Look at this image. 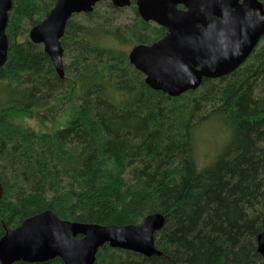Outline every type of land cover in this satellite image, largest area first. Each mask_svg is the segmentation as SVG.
Here are the masks:
<instances>
[{
	"label": "trees",
	"instance_id": "16d2710c",
	"mask_svg": "<svg viewBox=\"0 0 264 264\" xmlns=\"http://www.w3.org/2000/svg\"><path fill=\"white\" fill-rule=\"evenodd\" d=\"M54 2L12 0L8 14L0 85L12 97L0 102V238L45 210L100 226L138 225L158 213L160 256L103 246L94 264H264L256 245L264 213V36L229 76L169 98L144 83L123 49L166 34L133 5L134 20L122 27L95 8L82 14L93 24L73 15L60 41L59 79L42 46L26 37ZM55 101L68 104L63 127L43 132L25 123ZM214 116L230 137L199 170L195 134Z\"/></svg>",
	"mask_w": 264,
	"mask_h": 264
},
{
	"label": "water",
	"instance_id": "95a60500",
	"mask_svg": "<svg viewBox=\"0 0 264 264\" xmlns=\"http://www.w3.org/2000/svg\"><path fill=\"white\" fill-rule=\"evenodd\" d=\"M101 2L128 8L130 0H55L44 19L28 31V40L42 46L59 77L64 78L61 39L73 15L89 14ZM139 18L166 30L150 43L133 46L127 58L153 91L177 98L197 90L203 80H216L235 72L264 36V6L259 0H136ZM12 0H0V69L8 55L5 29ZM3 188L0 184V198ZM165 219L155 213L138 225L81 224L60 220L45 210L24 220L0 238V264H94L103 246L160 256L154 237ZM257 253L264 261V213L256 237ZM182 264V263H181Z\"/></svg>",
	"mask_w": 264,
	"mask_h": 264
},
{
	"label": "rangeland",
	"instance_id": "374dc122",
	"mask_svg": "<svg viewBox=\"0 0 264 264\" xmlns=\"http://www.w3.org/2000/svg\"><path fill=\"white\" fill-rule=\"evenodd\" d=\"M99 4V3H98ZM95 6V9L99 15H104L109 13L111 18H114L113 24L117 26L130 25L134 20L133 13L127 8L121 12L106 11L104 6L101 4ZM106 11V12H105ZM76 22L84 24H93V21L86 22L83 19L82 14H79L75 18ZM27 28V27H26ZM25 30V29H24ZM27 30V29H26ZM30 30V29H29ZM28 30V31H29ZM26 37L28 38V33L26 32ZM25 34L20 39L23 41ZM112 43L108 41V45ZM132 48V47H131ZM130 47L126 49L127 52L131 49ZM64 62V61H63ZM1 84V83H0ZM5 87L0 85V102L5 101L12 97L11 92L5 93ZM61 93L65 92V88H60ZM3 93L4 96H3ZM66 102H54L50 105V109L38 110L31 119H26L25 123L32 129L43 132L54 131V129L61 128L64 126L68 116L69 110L67 108ZM230 137V131L223 123V121L217 117H212L206 122H204L195 134V153H196V164L199 170L204 169L209 164L213 163L217 156L221 153L224 146L227 144Z\"/></svg>",
	"mask_w": 264,
	"mask_h": 264
},
{
	"label": "flooded vegetation",
	"instance_id": "af4514ba",
	"mask_svg": "<svg viewBox=\"0 0 264 264\" xmlns=\"http://www.w3.org/2000/svg\"><path fill=\"white\" fill-rule=\"evenodd\" d=\"M130 3H131L130 6L133 5V6L136 8V6H135L136 0H130ZM110 4H111V3H110ZM130 6H129V7H130ZM129 7H128V8H129ZM115 9L118 10L119 8H115ZM124 9H126V8H122V9H119V10H124Z\"/></svg>",
	"mask_w": 264,
	"mask_h": 264
}]
</instances>
